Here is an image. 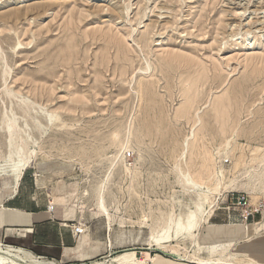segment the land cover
I'll return each mask as SVG.
<instances>
[{
  "label": "rangeland",
  "instance_id": "1",
  "mask_svg": "<svg viewBox=\"0 0 264 264\" xmlns=\"http://www.w3.org/2000/svg\"><path fill=\"white\" fill-rule=\"evenodd\" d=\"M38 5L21 22L1 19ZM162 10L169 23L148 26ZM8 118L36 151L26 170L41 196L79 210L70 218H81L91 247L83 261L25 249L35 259L108 264L148 251L161 264H193L171 252L211 259L214 245L239 239L219 253L255 264L244 244L264 210L248 238L228 227L244 224L235 197L264 203V0H0L1 171L18 165ZM255 168L263 177L251 193L242 177ZM15 186L0 176V202ZM201 195L205 213L186 229L179 217Z\"/></svg>",
  "mask_w": 264,
  "mask_h": 264
},
{
  "label": "crops",
  "instance_id": "2",
  "mask_svg": "<svg viewBox=\"0 0 264 264\" xmlns=\"http://www.w3.org/2000/svg\"><path fill=\"white\" fill-rule=\"evenodd\" d=\"M26 169L21 176L22 179L20 178L21 184L19 185L18 182L11 194L8 193L9 190H6L5 195H2L3 200L0 202V239L16 244L20 248L15 250L9 247H0V249L18 255L23 261L26 260L25 262L28 261L30 264H36V261L43 264L48 263L35 259L33 254L25 249L33 251L38 256L60 260L77 259L83 261L88 258L87 254H90L91 247L88 246L86 232L76 234L74 229L76 226L84 225V223L80 217L70 218L72 212L77 211L79 213V210H76L74 206L66 208L59 206L54 211H49L47 208L48 198L41 196L43 192L37 184V179ZM28 182H30V186ZM263 222L264 215L260 221L251 224ZM247 225L243 224L234 228L228 227V229H230L232 236L240 235L244 237ZM238 241L242 240L227 242ZM263 241L264 227L253 233L249 249L253 252L252 256L255 259L264 262ZM174 258L175 260L197 264L190 260ZM148 264L161 263L151 255Z\"/></svg>",
  "mask_w": 264,
  "mask_h": 264
},
{
  "label": "bare ground",
  "instance_id": "3",
  "mask_svg": "<svg viewBox=\"0 0 264 264\" xmlns=\"http://www.w3.org/2000/svg\"><path fill=\"white\" fill-rule=\"evenodd\" d=\"M148 1V0H147ZM112 2V1H111ZM19 5V4H18ZM43 7L42 5L38 6H31L27 8V11H23L20 8H16L13 10H10L8 14H6V17H2L1 19L6 22V23H12V22H21L22 19H27L28 16V11H33V10H40V8ZM167 10V9H166ZM41 12V11H40ZM166 11L159 12L157 19L150 20L151 24H148V26H156V24H159L160 21H165V24H168L169 21L166 20V16L162 17L163 15H166ZM161 19V20H160ZM161 23V22H160ZM130 39V37H129ZM129 41V40H128ZM146 39L143 40V44L145 47H147ZM20 44V43H19ZM18 44V45H19ZM45 65L47 66V63L44 62ZM10 92V91H9ZM20 109L24 112L28 111V104L26 102L23 103V105L19 106ZM6 126L9 132L10 136V154L8 156V160L10 162L15 161L17 159L18 165L12 168L11 170H5L1 171L0 170V176H7L11 178L16 184L19 182L24 170L29 167L33 163V154L36 153V151H31L30 153L27 152V145H26V139L23 138L22 136V130L19 129L16 120L12 118H8L6 121ZM15 156H17L15 158ZM6 161V160H5ZM206 171L209 170V167L207 166ZM262 177H263V170L262 169H254V172L251 170H247L244 173V176L242 179L244 180L242 183V187L246 189L247 191L251 193H257L259 188H261L260 184L262 183ZM232 187L234 188H239L238 185H235V183L232 184ZM218 198V197H217ZM207 199H203V196L199 197V201L197 203V210L194 211H189L185 215H180L179 221L183 222V226L188 229L192 228L195 226V222L198 219V215L205 213L204 212V203ZM262 202V201H261ZM99 206H101L102 210L107 212L108 216V209L104 203V196L103 194L100 195V200H99ZM110 218V217H109ZM197 224V223H196ZM244 224H249V223H244ZM257 226V230L261 228L260 223L255 224ZM250 236V225H247L246 231L244 234L243 238H248ZM237 242H227L225 244H216L213 246L211 249L212 253H218V256L215 258L211 259H202V260H191V262L197 263V264H235L234 262L230 261L229 259H226L224 255L220 254L219 252L222 250L224 246H234L236 245ZM249 243L244 244V248L250 251L249 249ZM0 264H25L22 258H20L18 255H13L11 252L7 250L0 249ZM172 255H174L177 259H182L184 260V257L182 254L177 251L173 250L171 252ZM144 259L140 260L139 257L136 255L135 251H126L119 253L115 256H113L110 261H106L108 264H147V262L151 258L150 252H145ZM230 257H233L232 255H229ZM153 259V258H152ZM255 264H264L263 261L251 259ZM105 262H96L95 264H104ZM36 264H43L42 262L36 261Z\"/></svg>",
  "mask_w": 264,
  "mask_h": 264
},
{
  "label": "built area",
  "instance_id": "4",
  "mask_svg": "<svg viewBox=\"0 0 264 264\" xmlns=\"http://www.w3.org/2000/svg\"><path fill=\"white\" fill-rule=\"evenodd\" d=\"M131 155L130 153H128ZM233 206L235 215L239 216L240 220L244 223H247L249 220H252L257 214H262L264 210V203H260L258 206H253L249 203L248 199L244 195H238L234 198ZM49 211L55 210V204L52 202L48 203L47 206ZM76 234H81L86 231L85 225L76 226L75 228Z\"/></svg>",
  "mask_w": 264,
  "mask_h": 264
}]
</instances>
